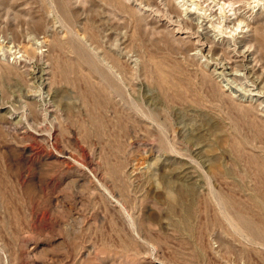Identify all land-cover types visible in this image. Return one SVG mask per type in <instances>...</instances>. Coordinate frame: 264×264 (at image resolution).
<instances>
[{"label": "rangeland", "instance_id": "rangeland-1", "mask_svg": "<svg viewBox=\"0 0 264 264\" xmlns=\"http://www.w3.org/2000/svg\"><path fill=\"white\" fill-rule=\"evenodd\" d=\"M210 1L186 0L188 30L170 0H0V61L19 42L42 56L0 71V264H264V128L246 108L264 114V53ZM258 1L232 3L256 23ZM41 62L60 97L29 78Z\"/></svg>", "mask_w": 264, "mask_h": 264}, {"label": "bare ground", "instance_id": "bare-ground-1", "mask_svg": "<svg viewBox=\"0 0 264 264\" xmlns=\"http://www.w3.org/2000/svg\"><path fill=\"white\" fill-rule=\"evenodd\" d=\"M111 1H113V0H110V2ZM170 1H173L174 2V8L176 9V11H177V13L178 14H176L178 17H181V19L183 20V24H184V26H185V28H187L188 30H189V28H194L195 27V23L193 22V18L191 17L194 13H195V10H194V8H190L189 6L187 7L186 6V0H177L178 1V3H179V5L181 6V7H183V12H182V10H179L180 9V7H179V9L176 7V5L178 4V3H175V1L174 0H170ZM189 1H192V0H189ZM230 1V0H229ZM228 1V2H229ZM233 1V0H232ZM232 1L231 2H224V0L222 1V0H213V1H210L211 3H214L213 5H218L217 7H218V13H220V14H223V17L225 18V19H223V20H225V22H227L226 24H224V25H229L230 23H233L234 24V26H235V30L234 31H236L237 32V30L238 29H241V30H243V31H246V32H250L251 34L249 35V39H250V41H252L253 42V44H254V46H257L263 53H264V21L263 22H253V21H251V19H249V17L245 14V13H242V12H240V10L236 7L235 8V6H234V2L232 3ZM241 1V0H240ZM246 1V0H245ZM249 1V0H248ZM263 1V0H262ZM262 1H261V3H262ZM153 2V1H152ZM198 2V1H197ZM203 2V1H202ZM206 3H208L207 1H205ZM253 2H256V3H258L259 1L258 0H253ZM148 4H149V2H147ZM199 3V2H198ZM237 3V2H236ZM250 3V2H249ZM61 4V3H60ZM145 4H146V2H145ZM147 4V5H148ZM168 4V3H167ZM176 4V5H175ZM195 4V3H194ZM197 4V3H196ZM238 4V3H237ZM255 4V3H254ZM109 5V4H108ZM151 5V4H150ZM171 5V4H170ZM189 5V4H188ZM203 5V4H202ZM204 5H206V4H204ZM212 5V4H211ZM212 5V6H213ZM245 5V4H244ZM249 5V4H248ZM251 5H253V4H251ZM256 5V4H255ZM117 6V5H116ZM178 6V5H177ZM194 6V5H193ZM198 6V5H197ZM197 6H195L196 8H197ZM199 6H201V5H199ZM212 6H211V8H210V10H212L213 8H212ZM247 6V5H246ZM125 7V6H124ZM150 7V6H149ZM205 7V6H204ZM242 7V6H241ZM248 7V6H247ZM253 7H254V5H253ZM259 7V6H258ZM61 8L62 9H64L65 8V6L64 5H61ZM246 8V7H245ZM264 8V1H263V3H262V9ZM1 9H2V7H1ZM4 9V8H3ZM202 9V8H201ZM206 9H208V8H206ZM248 9V8H247ZM199 10H200V8H199ZM246 10V9H245ZM252 10V9H251ZM203 11H205V10H203ZM209 11V10H208ZM160 12V11H159ZM167 12V11H166ZM214 12H216V11H214ZM161 13V12H160ZM164 13V12H163ZM199 13H202V12H199ZM61 14V13H60ZM169 14V13H168ZM185 14V15H184ZM203 14V13H202ZM208 14H209V12H208ZM207 14V15H208ZM212 17L213 16H215V14L213 13V10H212ZM252 14H254V13H252ZM164 15V14H163ZM197 15H198V13H197ZM201 15V14H200ZM206 14H205V12H204V16H202L201 15V17H203V20H199L200 21V24H199V27L198 28H200L201 30V34L200 35H198V37H197V39H195L197 42L195 43V44H199V42L201 41V39H208L209 37H210V35L211 34H209L210 33V29H212V24L215 22V21H213V22H211L212 21V19L210 18V17H208ZM219 15V14H218ZM250 15V14H249ZM184 16V17H183ZM185 16H187V17H185ZM176 17V16H175ZM215 17H218L217 16V14H216V16ZM222 17V16H221ZM171 18V17H170ZM208 18H210L211 19V21L209 20L208 21ZM254 18V17H253ZM180 19V18H179ZM195 19V18H194ZM216 20V19H215ZM180 21V20H179ZM179 21H178V24H179ZM195 21V20H194ZM170 22H172V20H170ZM176 22V21H175ZM182 22V21H181ZM225 22H223V23H225ZM33 23H34V25H36V27H41V22H40V20H34L33 21ZM220 23V22H219ZM224 25H222V26H224ZM11 29L12 30H14V34H15V36L17 37L18 36V33L16 32V30H18V29H16V27H15V25H12L11 24ZM182 27H183V25H182ZM228 27V26H227ZM229 27H231V24H230V26ZM228 27V28H229ZM184 28V27H183ZM182 28V29H183ZM217 29V28H216ZM233 29V28H232ZM183 30H185V29H183ZM220 30V29H219ZM195 32H197L196 30H194ZM199 31V30H198ZM216 31V30H215ZM221 32H224V31H221ZM232 32H233V30H232ZM246 32H243V33H246ZM228 33H230V32H228ZM191 34V33H190ZM189 34V35H190ZM226 34V33H225ZM225 34H223V35H225ZM242 34V33H241ZM228 35V34H227ZM232 35V34H231ZM237 35L238 34H236V35H234V36H236L237 37ZM240 35V34H239ZM23 36V35H22ZM21 36V37H22ZM233 36V35H232ZM241 37H242V35H240ZM25 37V36H24ZM42 37V36H41ZM45 37V36H44ZM240 37V38H241ZM247 37V36H246ZM23 38V37H22ZM22 38H21V40H22ZM27 38V37H26ZM25 38V39H26ZM32 38V37H31ZM48 38V37H47ZM46 37H45V39H44V42L45 43H47L48 42V40L49 39H47ZM57 38V37H56ZM53 39L52 41H51V47H53V49L54 48H56V47H59L60 45H62V44H60V43H62V42H60V40H58V39ZM189 38V37H188ZM229 38H231V37H229ZM242 38H245V37H242ZM29 39V38H28ZM190 39V38H189ZM210 39V38H209ZM216 39V38H215ZM224 39H226V38H224ZM228 39V38H227ZM234 39V38H233ZM33 40H35L34 38H33ZM37 40V39H36ZM39 40H41V39H39ZM222 40V39H221ZM229 40V39H228ZM238 40H240L239 38H238ZM23 41V40H22ZM30 41V40H29ZM42 41V40H41ZM204 41V40H203ZM213 41V39L211 40V42ZM214 41H216V40H214ZM236 41V40H235ZM243 41V40H242ZM19 42V41H18ZM26 42V41H25ZM31 42V41H30ZM30 42H27V43H20L19 42V45H18V47L16 48V50H14V54H15V59H17L16 61H15V63H10V62H2V61H0V71H2L1 73V75H3L7 80H10V79H12V78H18V76H20L21 75V73H23V71L22 72H20L19 71V69L21 68V67H19L18 66V63H20L21 65L23 64V65H26L25 63L28 61V60H34L35 58H37V59H39V61L40 60H42V56H40V55H38V53H40L41 51H39V52H37V48L36 47H33L32 46V43H30ZM193 42V41H192ZM205 42V41H204ZM204 42H202V46H201V50L202 51H207V53H211V52H213L214 50H213V46H209V47H207V46H204ZM229 42V41H228ZM246 42V41H245ZM1 43V42H0ZM3 43V42H2ZM16 43V42H15ZM41 43V42H40ZM201 43V42H200ZM206 43V42H205ZM18 44V43H17ZM16 44V45H17ZM42 44H44L43 42H42ZM78 44V43H77ZM99 44V43H98ZM214 44V42L213 43H211V45H213ZM217 44V43H216ZM219 44V43H218ZM5 45V44H4ZM34 45V44H33ZM46 45V44H45ZM81 45V44H80ZM79 45V46H80ZM83 45V44H82ZM101 45V44H100ZM239 45V44H238ZM237 45V46H238ZM243 45V44H242ZM245 45H246V43H245ZM3 46V45H2ZM8 46V45H7ZM36 46V45H35ZM43 46V45H42ZM218 46V45H217ZM248 46V45H247ZM82 47V46H81ZM2 48V47H1ZM217 48V47H216ZM215 48V49H216ZM237 48V47H236ZM249 48H251V47H249ZM5 49V48H4ZM10 49V48H9ZM82 49H83V47H82ZM112 49V48H111ZM194 49H195V47H194ZM221 49H222V47H221ZM226 49V48H225ZM229 49V48H228ZM235 49V48H234ZM239 49V48H238ZM245 49H246V47H245ZM0 50H2V49H0ZM6 50V49H5ZM11 50V49H10ZM84 50V49H83ZM83 50H81V49H79L78 50V53H79V55H83L84 54V51ZM223 50V49H222ZM236 50V49H235ZM240 50V49H239ZM87 51V50H86ZM232 51H234V50H232ZM244 51V50H243ZM248 51H251V50H248ZM9 52H11V51H9ZM230 52V51H229ZM239 52H241V50L239 51ZM5 53H6V51H5ZM8 53V52H7ZM6 53V54H7ZM106 53V52H105ZM198 53H199V50H198ZM246 53H247V50H246ZM249 53V52H248ZM10 54V53H9ZM20 54V55H19ZM85 54H87V52L85 53ZM241 54V53H240ZM5 55V54H4ZM217 56L219 55V54H216ZM223 55V54H222ZM231 55V54H230ZM208 56V55H207ZM1 57V56H0ZM23 57V58H22ZM58 57V56H57ZM20 58H21V60H20ZM47 58H48V56H47ZM60 58V57H59ZM91 58V57H90ZM116 58V57H115ZM242 58V57H241ZM19 59V60H18ZM46 59V58H45ZM222 59H224V58H222ZM231 60H232V58H230ZM230 59H229V64H231V63H233L234 61L232 60V61H230ZM244 60H245V58H244ZM4 61V60H3ZM252 61V60H251ZM35 62V61H34ZM48 62H49V60H48ZM95 62V61H94ZM93 62V63H94ZM222 62V61H221ZM225 62V61H224ZM30 63H31V61H30ZM103 63V62H102ZM218 62H216V64H217ZM223 63V62H222ZM235 63V62H234ZM237 63V62H236ZM247 63V62H246ZM40 64V63H39ZM224 64V63H223ZM222 64V65H223ZM22 65V66H23ZM111 65V64H110ZM110 65H108V66H110ZM220 65V64H219ZM221 65V66H222ZM236 65V64H235ZM244 65V64H243ZM249 65H250V63H249ZM36 66V65H35ZM60 66V65H59ZM233 66V65H232ZM251 66V65H250ZM28 67V66H27ZM33 67V66H32ZM31 67V68H32ZM124 67V66H123ZM241 67V66H240ZM25 68V67H24ZM30 68V69H31ZM37 68V70L35 69V71L34 72H32V73H30L29 72V78H32V79H38V80H40L41 81V84H43V86L45 87V88H47L48 89V91H49V93H50V96H51V99H53V98H56V97H60L61 96V89L60 88H54L53 87V84H54V86H55V84L57 83H51V78L52 77H50V68H49V63H47V62H41V65L40 66H37L36 67ZM95 68H97V67H95ZM254 68V67H253ZM52 69V68H51ZM115 69V68H114ZM117 69V68H116ZM163 69V68H162ZM160 69L159 68V70H158V73H163V75L160 77V84L161 85H163L164 84V86H165V84H166V78H167V76H166V73H167V71H165V69ZM226 69H231V66L230 67H225V65L224 66H222L221 67V71H219V72H217L216 71V73L217 74H219V75H226V77H227V75L228 74H230V75H237L238 73H236V72H233V71H231V72H225V70ZM233 69V68H232ZM25 70H27V69H25ZM33 70V69H32ZM54 70V69H53ZM126 70V69H125ZM214 71H215V69H213ZM249 70V69H248ZM108 71V70H107ZM228 71V70H227ZM235 71V70H234ZM236 71H238V70H236ZM244 71V70H243ZM68 71H67V68H64V70H63V68H62V70H61V73H62V75L64 76V78L67 76V73ZM124 72H126V71H124ZM119 73V72H118ZM170 73V72H169ZM253 73V72H252ZM24 74H26V73H24ZM244 74V73H243ZM249 74V73H248ZM126 75V74H125ZM168 75V74H167ZM215 75V74H214ZM22 76V75H21ZM52 76V75H51ZM56 76V75H55ZM110 76V75H109ZM212 76V75H211ZM239 76V75H238ZM243 76V75H242ZM115 77H116V75H115ZM218 77V76H217ZM234 77V76H233ZM232 77V78H233ZM237 77V76H236ZM235 77V78H236ZM4 78V79H5ZM14 78V79H15ZM58 78V77H57ZM212 78V77H211ZM259 78V77H258ZM222 79V78H221ZM234 79V78H233ZM261 79H262V77H261ZM28 80V79H27ZM158 80V81H159ZM227 80V79H226ZM19 81V80H18ZM37 81V80H36ZM53 81V80H52ZM34 82V81H33ZM7 83V82H6ZM27 83V82H26ZM257 83H260V82H258L257 81ZM256 83V84H257ZM35 84V83H34ZM255 84V85H256ZM262 84V83H261ZM112 85V84H111ZM260 85V84H259ZM41 87V86H40ZM56 87H57V85H56ZM59 87H62L61 85L59 86ZM108 87V86H107ZM110 87V86H109ZM12 88V87H11ZM255 88V87H254ZM113 89V88H112ZM117 89V88H116ZM252 91V90H251ZM64 93V92H63ZM261 92H259L258 90L257 91H255V90H253V92H252V94L251 95H253V96H255L256 97V99L255 100H259V99H261V97H263L261 94H260ZM263 94V93H262ZM28 95V94H27ZM31 95H33V94H31ZM31 95H29L28 97H29V99L31 100V99H34V97H31ZM63 95V94H62ZM36 97V96H35ZM254 98L252 97L250 100L252 101ZM55 100V99H54ZM59 99H57V101H58ZM60 100H61V98H60ZM264 101V100H263ZM258 102H261V101H258ZM257 103V102H256ZM246 108H247V110L248 111H252L253 113L255 112V114L259 117V119L258 120H260V123L262 124V127L264 128V114L262 115L261 113H259L258 112V108H257V106L256 105H253L252 104V102H250V104L248 103V105L246 104ZM262 106V105H261ZM31 107V106H30ZM33 108V107H32ZM246 111V110H245ZM257 117V118H258ZM255 119H256V117H255ZM255 122V121H254ZM256 123V122H255ZM152 128V127H151ZM262 129V128H261ZM262 131V130H261ZM262 133V132H261ZM52 134V133H51ZM54 137V136H53ZM260 153V152H259ZM187 162V161H186ZM192 170V169H191ZM191 170H189V166H187L186 165V163H183V166H181L178 170H176V172H177V174H179V175H181V176H183L184 174L185 175H187V173H189ZM175 171V170H174ZM176 172H171L172 174L171 175H173V173H176ZM191 174V173H190ZM192 175V174H191ZM190 175V176H191ZM170 175H168V177H169ZM186 177H188V176H186ZM192 178V177H191ZM189 180V179H188ZM188 180H186V181H188ZM195 180V179H194ZM169 182V181H168ZM196 183V182H195ZM187 184H189V183H187ZM187 184H185V183H181V186H186L187 187ZM193 184V183H192ZM191 185V184H190ZM185 187V188H186ZM169 196H172L170 193H169ZM241 221L243 222V223H245V224H247L248 226L250 225L249 223H247L245 220H244V218H243V220L241 219ZM252 224V223H251ZM238 225V224H237ZM243 228V227H242ZM257 228V227H256ZM242 231V230H241Z\"/></svg>", "mask_w": 264, "mask_h": 264}]
</instances>
